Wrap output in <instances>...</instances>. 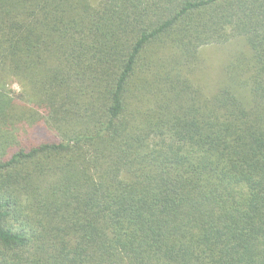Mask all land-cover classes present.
I'll return each mask as SVG.
<instances>
[{"label": "trees", "instance_id": "obj_1", "mask_svg": "<svg viewBox=\"0 0 264 264\" xmlns=\"http://www.w3.org/2000/svg\"><path fill=\"white\" fill-rule=\"evenodd\" d=\"M0 264H264V0H0Z\"/></svg>", "mask_w": 264, "mask_h": 264}, {"label": "rangeland", "instance_id": "obj_2", "mask_svg": "<svg viewBox=\"0 0 264 264\" xmlns=\"http://www.w3.org/2000/svg\"><path fill=\"white\" fill-rule=\"evenodd\" d=\"M97 3L100 0H92ZM239 46L230 44L219 45V46H208L201 49L202 55L200 62L193 76L195 80L204 86L209 91H214L220 80L223 78L224 67L231 61H234L235 54L238 53L242 48V44L238 43ZM6 91L12 93L21 92V87L17 83H12L6 87ZM21 97V96H20ZM26 96H22L20 100V107L22 103L26 105ZM25 107V106H24Z\"/></svg>", "mask_w": 264, "mask_h": 264}]
</instances>
